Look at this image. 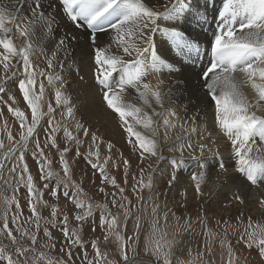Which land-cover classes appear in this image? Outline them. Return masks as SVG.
Returning a JSON list of instances; mask_svg holds the SVG:
<instances>
[{
  "label": "snow or ice",
  "instance_id": "snow-or-ice-1",
  "mask_svg": "<svg viewBox=\"0 0 264 264\" xmlns=\"http://www.w3.org/2000/svg\"><path fill=\"white\" fill-rule=\"evenodd\" d=\"M25 3L26 0H0V34H2L0 35V47L4 50L0 52V65L3 67V74L0 75V93H5V85L11 78H15L12 82L16 85L19 92L22 93L27 107L31 109V126L27 128V134L21 135L20 142L16 146L11 144L7 146L4 159L0 160V170L6 166L7 161L12 160L16 156L18 151L17 161L23 162L25 160L24 151L21 149L27 150L28 140L33 137L44 115L50 117L49 124L52 126L53 132L60 130V121H65L66 117L71 118L75 122L77 134L73 135V132L68 127H64L63 138L67 143L62 150L58 147L56 148L60 154V163L64 172L63 176H56V183L57 185H63V195L66 198L70 196L68 191L70 184H74L70 177L69 163L65 158L66 153L74 151L75 156L73 159L83 156L94 170L98 167V164L92 162L91 158L93 156L99 157V151H91L90 146L89 151L83 153L81 146L84 141L79 134L82 132L84 137L90 136L93 144L98 140V136L75 119L74 108L69 102V97L65 94L64 81L54 71L57 67L62 68L64 66V59L67 58L72 43L78 39L76 35L71 33L58 36L59 23L56 19L58 15L66 16L67 21L71 23L74 30L80 28L88 30V39L94 52V64L96 66L94 78L101 86L102 99L108 109L118 114L120 121L125 125L124 131L129 137H135L134 140L129 139L128 142L133 145L134 150L139 151L140 159L143 161L145 154L157 159L162 158L159 141V122L162 120L164 126L163 138L165 140L172 139L171 130L181 129V132L175 136V142L168 150L178 153L179 159H182L185 152H187L189 156L197 159L199 168L203 169L205 167L203 157L206 149L211 151L209 145L203 142L194 145L184 139V135L197 131L195 120L192 122V127L185 128L184 123L181 122L184 118L178 117L175 111H169L164 108V94L159 90V85H157V90L153 91L151 84L145 82L149 73L159 71L164 67L161 56L165 54L166 49L157 48V33L167 39L177 54L199 53V37L191 36L190 38V34L187 33L186 27H184L189 22H198L199 6L197 0H175V2L168 0V3L172 4L171 9H169L168 3H163V0H32L27 14H23ZM54 7L59 8L60 11L48 16L46 10ZM159 7H163L164 11L158 10ZM225 13L231 14V18L226 23L224 22ZM219 15L222 18V24L219 26L220 32L215 35L214 41L209 42L213 59L210 61V66L202 73L204 90L210 101L214 102V123L231 141L235 157L239 163L238 171L243 174L245 182L250 187L261 188L264 187V161L256 162L248 154L253 152V146L256 145L257 138H259L260 144L256 145V152L264 149V117L257 116L254 110L264 108V83H256V80L264 81V0H228L223 5V11ZM168 20H175L176 23L161 26L164 21ZM13 29H15V33ZM106 29H111L114 33L113 40L108 48L96 44L97 33L105 32ZM17 33L19 37L25 38L19 46L14 44L12 38ZM8 34H12V36ZM33 37H36V44L31 42ZM45 40L53 42L55 47L51 50V58H47V70L40 69L37 71L39 65L33 63L32 56L36 52V47L39 43ZM112 44H114L118 54H112L109 51ZM61 53L64 54L63 57L60 55ZM39 54H45L43 48L40 49ZM124 57H130L131 59H125ZM13 59H15V63H13ZM168 70L170 72L175 71L172 65H168ZM114 73L119 74V80L115 83H113ZM232 73L245 74L248 81L252 83V87L258 91V98L254 101L246 99L238 91V86L234 82ZM38 76L45 77L48 86L56 87L57 84L59 85L55 91V104L57 107L65 109V111L60 112V121H56L54 116H52L55 109L51 104L48 105L47 113H42L39 110L38 101L45 95L46 85L41 81L39 83V91H36ZM159 84H163V81H159ZM129 90L138 91L140 97L143 98L144 105L148 108L153 107L151 100L154 98L155 104L160 105L163 109L160 112L153 111L152 116L146 117L143 121V127L147 132L151 133V138L143 135L140 131H134L133 126L126 119V117L132 116L136 123H141L139 119H136L133 111H127V105L122 103L123 94ZM129 94L131 95V91H129ZM9 111L14 113L15 117L20 121L21 129H23L25 127V113L19 108L12 107H9ZM134 112L141 113V110L137 108L134 109ZM153 116L159 119L154 120ZM44 132L52 140V147H56L57 140L52 139L48 129H44ZM9 141H12L11 135H9ZM5 147L4 143L0 141V149H5ZM44 147H48L47 141H45ZM107 147L110 153L113 145L109 143ZM35 148L37 151L33 152V155L42 157L44 148L41 147L39 139L36 140ZM158 153L160 154L158 155ZM197 153H199V156H197ZM110 158L109 156L108 159ZM173 159H176V162L179 163L178 158L173 157ZM107 162L108 160L106 159L105 163ZM122 163L127 166L129 160L125 159ZM15 167L14 165L10 171L15 172ZM99 167L103 180H107L108 177L104 174L103 166ZM216 167L221 171H226L222 161L218 160ZM28 171V165L25 162L23 163L22 173ZM143 171V168H141L140 179L137 182L139 189L145 187L151 189V182L148 184L144 183ZM53 175L52 172H47L41 175V179L47 180ZM198 176L199 181L196 183L195 188L197 193H200V181L204 178V171L192 174L191 178L197 180ZM20 179L23 180V175H21ZM176 179V176L171 177L168 182L170 187L174 186ZM111 183L118 188L121 194L124 193L125 189L119 187L114 178ZM125 183H127V168H125ZM18 186L19 184H17ZM25 186L31 197L34 192L31 175H28ZM47 187L48 184H45V188ZM75 187L77 192L72 198V203H74L76 209H85L83 214L75 215V220L80 222L93 215V205L89 204L86 207L78 198L80 195L79 185H75ZM139 189L136 185L133 186V192H138ZM100 191L103 192L104 189L101 188ZM51 195L58 197L59 192L52 190ZM127 199L126 196H121V201ZM138 199H142V197L138 196ZM237 201L240 204L245 203L243 196L238 193L234 194L231 202ZM5 203L7 205L11 201H6ZM28 203L32 217H35V229L38 231L41 217L37 214L34 201L30 199ZM111 203L114 207L118 205L119 208L123 209V219L126 225L131 216L130 207L125 206L124 203L118 204L116 199H113ZM259 204L260 207L264 208V198L259 200ZM129 205H131V201H129ZM16 206L19 208V204ZM45 206H47V202H45ZM95 207L106 212L104 218L100 220V226H106L109 230V235L114 234L117 239L122 240L123 237L117 231L119 228V216L113 215L108 210L107 204L96 205ZM152 211L155 214L156 208H153ZM51 216L53 219L46 221V223L55 227L57 209L54 206L52 207ZM173 216H175V213H173ZM180 219L181 217H176L178 228L181 230L191 229L192 225L187 218H185L183 225L179 224ZM236 219L239 221L241 217L237 216ZM68 220L69 216L63 215L60 221L61 224L65 225L61 230L66 242L70 246H82L81 239L75 232H72L71 235L69 234V230L66 227ZM142 220V215L136 218L138 231L143 227ZM167 220L168 213L165 212L163 226H161L159 219L152 221L151 224L153 233H159L161 240H166L168 236L165 231L168 226ZM198 220L202 226L206 227V217H198ZM12 224L16 226V231H21L22 225L19 223V214L12 216ZM224 224L229 225V221L225 220ZM230 226L234 229L236 228L235 225ZM250 228H252V224L249 218L248 223L243 226L240 239L244 240L249 248L257 246L259 254L264 257V229L258 235L255 230L249 231ZM2 231L6 233L12 244L16 245V237L13 235V230L9 227L6 207ZM93 231H95V228H93ZM23 234L28 235L27 232ZM44 235L49 237L51 235L47 227L44 229ZM205 235L210 236L211 233H205ZM107 238L105 236L106 240ZM30 239L32 244L35 245L37 236L32 234ZM174 239L175 234H173ZM226 241L227 230L221 237L222 248ZM127 246L121 250L123 262L124 264H136L135 259L129 258L126 251ZM206 246L210 253V244L206 242ZM91 247L96 249V257L99 258L102 254L96 243L93 242ZM166 247L167 250H165L163 245L158 244L152 250V253L158 262L163 258V264H172V243L167 242ZM30 251H34V249L18 245L15 253L18 258L13 259V255L6 254L5 249L0 247V261L6 262V264H23L19 257H23L25 253ZM61 251H64V249H61ZM227 253L228 264H232L233 250L231 247L227 248ZM67 256L69 258L68 261H62L61 264H69V262L75 264L72 261L73 252L71 247L67 251ZM83 258L87 260L86 251L83 253ZM49 264H51V261H49ZM87 264H93V262L87 260Z\"/></svg>",
  "mask_w": 264,
  "mask_h": 264
},
{
  "label": "bare ground",
  "instance_id": "bare-ground-1",
  "mask_svg": "<svg viewBox=\"0 0 264 264\" xmlns=\"http://www.w3.org/2000/svg\"><path fill=\"white\" fill-rule=\"evenodd\" d=\"M223 1L224 0H197L199 6L198 22H189L184 25L187 33L190 34V38L191 36L199 37L201 48L207 49L210 47L207 38L209 37L208 32L210 24L214 21L218 8L223 7ZM173 2H175V0H173ZM31 3L32 0H26L23 7V14H27ZM163 3H168V0H163ZM168 7L171 9L172 4L168 3ZM158 10L164 11V8L159 7ZM46 11L48 16H52L59 12L60 9L54 7ZM225 14H228L229 18H231L230 13ZM56 19L59 23L58 36L71 33L78 37V39L72 43L67 58L64 59V66L62 68L57 67L54 71L55 74L61 76L64 81V87L66 88L65 94L69 97V102L74 108L75 119L83 123L85 127L89 128L91 132H95L98 136V140L93 144L90 136L84 137L82 132L79 134L84 141L82 144L84 152L89 151L90 146L91 151L100 149L99 153L103 154L100 162L105 164V166L107 164L108 170L112 173L115 172L117 168H127L126 184L129 188L134 186L132 183L135 179V182H138L140 179V170L143 168L144 183L148 184L151 182V189L145 187L139 189V193L148 196L154 201L157 207L163 208L164 212L168 211L170 213L168 218L171 220L174 219L173 213H175V216H181L183 219L187 218L190 223L192 222V224H194V230L192 229L190 231L191 234L189 233V238H184V242L191 243L193 241L200 249L204 248L205 250L207 247L206 242L211 246L212 237L211 235H205V232H210L207 230V225L204 227L199 223L198 217H206L207 221L211 216L220 219V221H237L236 217L240 216L247 221H249L250 218L252 226L258 223H264V208L260 207L259 204V200L264 198V187H250L245 182L243 174L238 171L239 163L235 157L231 141L214 123V102L210 101L206 96L202 77L203 70L198 69L193 60V56L197 54L196 52L177 54L171 44L168 43L167 39L161 37L159 33H157V48L161 50L166 49L165 54L161 56L164 67L159 71L149 73L145 82L151 84L153 91L157 90V85H159V90L164 94V108H167L169 111H175L178 117L184 118L181 122L184 123L185 128L192 127V122L195 120L197 131L184 135V139L194 145L202 142L209 145L211 151L206 149L203 157L205 167L203 169L199 168L197 159L189 156L187 152H185L182 159H179L178 153H173L168 150L175 142V136L177 133L181 132V129L176 128L171 130L170 135L172 139L165 140L163 138L164 126L162 120L159 122V141L162 158L157 159L156 157H149L145 154V158L142 161L139 151L134 150L133 145L128 142L129 139L134 140L135 137H129L124 131L125 125L120 121L118 114L108 109L102 99L101 86L94 78L96 66L94 64V52L92 51V46L88 39V30L84 28L74 30L71 23L67 21L66 16L58 15ZM174 23H176L175 20H168L164 21L161 26ZM181 23H183V21H181ZM13 32L15 33V29H13ZM8 35L12 36V34ZM113 37L114 33L112 30L106 29L105 32L97 33L96 44L108 48ZM12 38L14 44L17 46L25 39L19 37L18 33L12 36ZM31 42L36 44V37H33ZM54 47L55 44L49 40L40 42L36 47V52L33 54L32 60L34 64L39 65L37 71L40 69L47 70V58H51V50ZM41 48L44 49V55L39 54ZM3 51L2 47H0V52ZM109 51L112 54H118L114 44H112ZM60 55L63 57L64 54L61 53ZM124 58L131 59L130 57ZM13 63H15V59H13ZM168 65H172L175 71L170 72L168 70ZM113 76V83H115L119 80V74L114 73ZM232 76L234 77V82L238 86V91H240L246 99L254 101L258 98V91L252 87V83L248 81L245 74L232 73ZM14 79L15 78H11L5 86L9 87V85L13 84L12 81ZM161 80L163 84H159ZM41 81L45 83L46 88L45 95L39 102L43 103V105L46 104V109L48 105L51 104L55 109L52 116H54L56 121H60V112L65 111V109L57 107L55 104V91L59 85L57 84L56 87L48 86L45 77L37 79V85ZM256 83H264V81L256 80ZM129 91H131V95ZM129 91L123 94L122 103L127 105V111H133L134 116L136 119H139L141 123H136L132 116L126 117V119L128 123L133 126L134 131H140L143 135L151 138V133L147 132L143 127V121L146 117L152 116L153 111L160 112L163 109L160 105L155 104L154 98L151 100L153 107L148 108L144 105L143 98L140 97L138 91ZM7 94H12L15 98H18V94L15 91H10ZM137 108L141 110L142 114L134 112V109ZM254 110L257 116L264 117V108ZM67 119L66 117L65 121L60 122L67 123L69 129L75 130V122H71ZM153 119L158 120L159 118L153 116ZM201 137H203V139H201ZM109 143L113 145L110 153L107 147ZM259 144L260 141L259 138H257L256 145ZM256 145L253 146V152L248 155L256 162L264 161V149L260 152H256ZM160 153H158V155ZM105 154L111 157L108 159V163H105V159L108 158ZM197 156H199V153H197ZM173 157L178 158L179 163H177L176 159H173ZM125 159L129 160L127 166L122 163ZM218 160L224 163L226 171H221L216 167ZM149 165H151V167H149ZM199 171H204V178L200 181L201 192L197 193L195 185L199 181V176L197 180H193L191 176ZM172 176H176L177 179L174 182V186L170 187L168 182ZM137 187H139V185ZM237 193L243 196L245 201L244 204H240L238 201L231 202L234 194ZM150 206H152V203ZM135 257L137 258V260H135L136 264H154L150 259L147 261L148 259L138 258V256Z\"/></svg>",
  "mask_w": 264,
  "mask_h": 264
},
{
  "label": "rangeland",
  "instance_id": "rangeland-1",
  "mask_svg": "<svg viewBox=\"0 0 264 264\" xmlns=\"http://www.w3.org/2000/svg\"><path fill=\"white\" fill-rule=\"evenodd\" d=\"M224 1L223 5L224 3L226 4L228 0ZM207 38L209 40V37ZM199 47H201L200 43ZM2 74L3 67L0 65V75ZM40 77L41 76H38L37 79ZM9 87L5 86V93H0V141L6 146L5 149H0V160L4 159L7 146L10 144L16 146L17 143L20 142L21 135H26L27 128L31 126V109L27 107V103L23 100L22 93L19 92L14 83L9 85ZM10 91L17 92L18 98H15L12 94H7ZM36 91H39V83L38 85L36 84ZM38 103L39 105L42 104L39 109L40 112L47 113L48 108H45L46 104L43 105V103L39 101ZM9 107L19 108L25 113L26 119L23 129H21L20 121L15 117L14 113L9 111ZM44 116L40 120L33 137L28 140L27 150L21 149L24 151L25 160L23 162L17 161V157L19 156L18 151L16 156L13 157L12 160L7 161L6 166L0 170V247L5 249L6 254L13 255V259L18 258L15 255L17 246L23 245L34 249V251L25 253L23 257H19L23 264H49V261H51V264H61L62 261H68L67 251L69 247H71V251L73 252L72 261H74L75 264H87V260H91L93 264H123L121 250L125 249V246L128 245L126 251L130 259L137 260L135 256H138V258L148 259L147 261L150 259L154 264H163V258L158 262L152 250L156 248L158 244L163 245L165 250H167V242H171L172 264H186V262L187 264H193V262L194 264H228V247H231L233 250L232 264H264V257H261L259 254L258 247L253 246L249 248L246 246L245 242L240 239L243 226L248 223L244 218H241L239 221H229V225H225L223 223L224 221H220V219L214 218L213 216L210 217L207 221V230L211 233L212 237L210 253L207 247L205 250L204 248L200 249L193 241L191 243L184 242V238H189L190 231L192 229L194 230V224L191 222V229L186 231L177 228L178 222L176 217L179 216H173V220L168 218V226L165 229L168 236L166 240H161L159 233H153L151 224L152 221L159 219L161 226H163L164 221L162 216L164 214L162 213H165L163 208L157 207L153 200L145 194H140L139 190L138 192H133V186L132 188L127 187L128 185L125 183L124 178L125 168L120 167L117 168L115 172H110L107 164L105 166V164L100 162V159L103 157V154L100 153L99 157L93 156L91 158L92 162L98 164L95 170L83 156L73 159L75 156L74 151L72 152L73 155L71 153L65 154V158L70 166L71 181L74 182V184H70L68 189L70 196L66 198L63 195V185H57L56 183V176L64 175L63 166L60 163V154L56 148L58 147L62 150L63 147H65L67 142L63 138V129L68 126L67 123L61 122L60 130L58 132H53L52 126L49 124L50 117L48 115ZM67 120L73 122L71 118ZM44 129H48L52 139L57 140L56 147H52V140L45 135ZM69 130L73 132V135L77 134L76 130ZM9 135H11L12 141H9ZM37 139H39L41 147L44 148V155L42 157L33 155V152L37 151L35 148ZM45 141H47L48 144L46 148L44 147ZM82 146L81 151L87 153L88 151H83ZM96 151L100 152V149L93 150V152ZM105 156L108 157V154H105ZM106 159L108 160V158ZM25 162L28 165L29 171L22 173L23 163ZM14 165L16 166L15 172H11L10 169H12ZM99 166H103L104 174L108 177L107 180H103ZM47 172H52L54 174L53 177L42 180L41 175ZM21 175H23V180L20 179ZM28 175H31L33 178L34 192L31 197L25 186ZM113 178L116 180V184L119 187L125 189L123 194L118 191L117 187L112 185L111 180ZM135 180L133 181L132 177V185L138 186ZM17 184H19L18 187ZM45 184H48L47 188H45ZM75 185H79V200L84 203L86 207L89 204L93 205V215L80 222L75 220V215L83 214L85 209H76L74 203H72V198L77 192ZM101 188L104 189L103 192L100 191ZM137 188L139 189V187ZM52 190H57L59 192L58 197H53L51 195ZM122 195L126 196L128 199L121 201ZM138 196L142 197V199H138ZM30 199L34 201L37 214L41 217L40 229L38 231L35 229V217H32L29 207L28 201ZM113 199H116L118 204L124 203L125 206L130 207L131 216L126 222V225L123 219V209L119 208L118 205L114 207L111 203ZM6 201H11V203L6 205ZM129 201H131V205H129ZM45 202H47V206H45ZM151 203L152 206H150ZM17 204H19V208H17ZM101 204H107L108 210L111 211L113 215L119 216V228L117 231L123 237L122 240L117 239L114 234L109 235V230L106 226H100V220L104 218L106 212L95 206ZM53 206L57 209L55 227L46 223V221H51L53 219L51 216ZM5 207L7 208L9 227L13 230V235L16 237V245H13L6 233L2 231ZM153 208H156L155 214L152 211ZM18 214L19 223L22 225L21 231L19 232L15 230L16 226L12 224V216ZM169 214L168 212V216ZM63 215L69 216L66 225L69 234L71 235L72 232H75L80 237L82 246H70L66 242V238L61 230L65 225L60 222ZM141 215L143 216V228L138 231L136 227V218ZM182 221L185 222L183 217H181L179 221L180 225L184 224ZM230 225H235L236 228L234 229ZM45 227L48 228L51 234L50 237L44 235ZM263 227L264 223H258L252 226L249 231L255 230L259 235L261 230L264 229ZM93 228H95V231H93ZM226 230L227 241L222 248L221 237ZM25 232H27L28 235H24L23 233ZM32 234L37 236L35 245L32 244L30 239V235ZM173 234H175L174 240ZM105 236L108 237L107 240ZM93 242L96 243L97 248L102 254L99 258L96 257V249L91 247ZM61 249H64V251H61ZM85 251L87 252V260L83 258V253ZM0 264H5V262L0 261ZM69 264H71V262H69Z\"/></svg>",
  "mask_w": 264,
  "mask_h": 264
},
{
  "label": "crops",
  "instance_id": "crops-1",
  "mask_svg": "<svg viewBox=\"0 0 264 264\" xmlns=\"http://www.w3.org/2000/svg\"><path fill=\"white\" fill-rule=\"evenodd\" d=\"M5 264H6V262H5Z\"/></svg>",
  "mask_w": 264,
  "mask_h": 264
}]
</instances>
